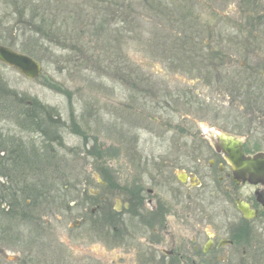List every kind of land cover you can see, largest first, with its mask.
<instances>
[{
    "label": "rangeland",
    "instance_id": "1",
    "mask_svg": "<svg viewBox=\"0 0 264 264\" xmlns=\"http://www.w3.org/2000/svg\"><path fill=\"white\" fill-rule=\"evenodd\" d=\"M0 44L43 67L0 62V264H90L104 249L78 243L73 207L96 201L90 172L128 180L158 140L264 151V0H0Z\"/></svg>",
    "mask_w": 264,
    "mask_h": 264
},
{
    "label": "flooded vegetation",
    "instance_id": "2",
    "mask_svg": "<svg viewBox=\"0 0 264 264\" xmlns=\"http://www.w3.org/2000/svg\"><path fill=\"white\" fill-rule=\"evenodd\" d=\"M221 133L158 140L162 153L153 160L128 157L137 167L128 180L112 167L90 172L95 203L73 204L78 243L104 249L101 255L89 249L90 264H264V205L257 196L264 187L236 179L222 150L236 141ZM0 142L7 151L12 140ZM245 142V155L264 152L246 151Z\"/></svg>",
    "mask_w": 264,
    "mask_h": 264
},
{
    "label": "water",
    "instance_id": "3",
    "mask_svg": "<svg viewBox=\"0 0 264 264\" xmlns=\"http://www.w3.org/2000/svg\"><path fill=\"white\" fill-rule=\"evenodd\" d=\"M0 62L17 70L30 80L38 79L43 73V67L37 60L3 45H0ZM222 137L232 138L236 141L231 145L223 146L222 149L233 167L236 179L243 183L249 182L264 187V152L245 155L241 145L243 139L227 135ZM257 196L264 205V190L257 193Z\"/></svg>",
    "mask_w": 264,
    "mask_h": 264
},
{
    "label": "trees",
    "instance_id": "4",
    "mask_svg": "<svg viewBox=\"0 0 264 264\" xmlns=\"http://www.w3.org/2000/svg\"><path fill=\"white\" fill-rule=\"evenodd\" d=\"M215 65H217L218 66V64L216 63ZM219 67H220V69H222L223 70V68H226V66H225V64H219ZM235 74H239V76H243L242 74H241V71H237L236 70V72H233V76L235 75ZM262 76V75H261ZM261 76H254V79L256 80V81H258V80H260L261 81V79H263ZM220 77H221V82L222 81H224V79H225V81L226 80H228V77L229 76H225L224 74H223V72H222V75H220ZM237 79H239V77H235V79L232 81V82H234V84H235V80H237ZM242 81V80H241ZM262 82V81H261ZM263 84H264V82H262ZM244 84V83H243ZM237 87L239 88V82H238V85H237ZM19 145H21V144H19ZM20 150H21V148H19V151H18V153L20 152Z\"/></svg>",
    "mask_w": 264,
    "mask_h": 264
}]
</instances>
